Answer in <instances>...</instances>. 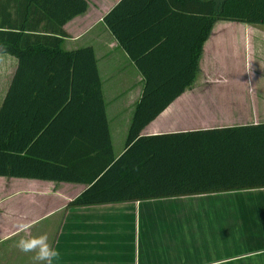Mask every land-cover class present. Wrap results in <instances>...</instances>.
<instances>
[{"label": "trees", "instance_id": "1", "mask_svg": "<svg viewBox=\"0 0 264 264\" xmlns=\"http://www.w3.org/2000/svg\"><path fill=\"white\" fill-rule=\"evenodd\" d=\"M87 0H0V52L18 60L0 107V176L81 183L67 208L264 188V123L143 135L197 76L217 21L264 25V0H121L104 23L144 79L116 157L92 46L64 26Z\"/></svg>", "mask_w": 264, "mask_h": 264}, {"label": "crops", "instance_id": "2", "mask_svg": "<svg viewBox=\"0 0 264 264\" xmlns=\"http://www.w3.org/2000/svg\"><path fill=\"white\" fill-rule=\"evenodd\" d=\"M87 1L88 10L64 26L63 48H94L113 146H124L121 155L144 79L104 23L121 0ZM17 65L15 56L0 52V107ZM220 73L233 79L213 76ZM261 123L264 25L217 21L195 81L142 134ZM85 189L81 183L0 176V264H38L35 252H22L17 242L41 235L58 253L53 264H264V188L67 208ZM157 210L174 212L177 226L152 243L147 234L142 245L140 222Z\"/></svg>", "mask_w": 264, "mask_h": 264}, {"label": "rangeland", "instance_id": "3", "mask_svg": "<svg viewBox=\"0 0 264 264\" xmlns=\"http://www.w3.org/2000/svg\"><path fill=\"white\" fill-rule=\"evenodd\" d=\"M225 23H228V22H225ZM247 44L249 47V43ZM256 52L259 53V51H256ZM250 55L252 58H254L255 57L254 51H251ZM202 74H203L202 72L200 75L198 74V79L200 78V76L202 77ZM213 76H223V78H225V80H228V81L233 79V75H229L226 73H220V75L213 74ZM123 148L124 146H119V145L115 146L114 152H115L116 157L120 155ZM159 204L161 205V207H163L162 202H160ZM171 209L174 210V208H171ZM157 211L152 212V213L150 212L149 218L143 217L142 219L144 220H141L140 222V233H141L142 245H145L146 242L148 241L147 238L145 237L147 234H150L151 239L149 241L152 243V242L158 241L160 237H163L162 231L166 232V230L168 229L172 230L177 226V215L174 212L170 214H167V213L163 214L162 211H158V212ZM151 250L154 251V249H151Z\"/></svg>", "mask_w": 264, "mask_h": 264}, {"label": "clouds", "instance_id": "4", "mask_svg": "<svg viewBox=\"0 0 264 264\" xmlns=\"http://www.w3.org/2000/svg\"><path fill=\"white\" fill-rule=\"evenodd\" d=\"M21 230L24 225H18ZM17 247L25 253L35 252L34 260L38 264H53L54 258L58 253L48 243L46 235L32 237L31 239H20L17 242Z\"/></svg>", "mask_w": 264, "mask_h": 264}]
</instances>
